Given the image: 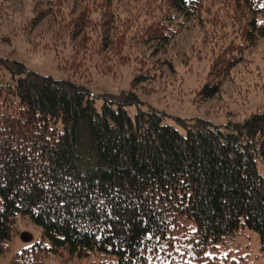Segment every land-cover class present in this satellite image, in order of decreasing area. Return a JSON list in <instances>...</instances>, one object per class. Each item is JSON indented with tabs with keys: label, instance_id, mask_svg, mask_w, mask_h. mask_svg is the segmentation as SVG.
<instances>
[{
	"label": "trees",
	"instance_id": "1",
	"mask_svg": "<svg viewBox=\"0 0 264 264\" xmlns=\"http://www.w3.org/2000/svg\"><path fill=\"white\" fill-rule=\"evenodd\" d=\"M214 7H224L222 26L241 17L244 25L236 37L243 42L236 45L234 37L215 50L216 76L211 72L199 92L210 100L221 92L220 78L240 63L241 45L264 37V0H133L119 15L107 0L98 9L99 31L91 30L98 10L74 13L71 40L83 39L73 45L75 58L82 55L72 66L91 61L84 56L91 46L103 59L105 51L117 57L127 46L163 48L181 17L212 22ZM48 15L37 11L34 26ZM103 59L96 67L110 74ZM151 78L140 75L132 85ZM103 97L99 110L87 86L0 57V255L9 251L19 216L42 236L10 264H45L54 256L98 264H228L219 247L244 230L255 232L264 248L258 169L264 110L222 126L176 118L182 132L135 91Z\"/></svg>",
	"mask_w": 264,
	"mask_h": 264
},
{
	"label": "rangeland",
	"instance_id": "2",
	"mask_svg": "<svg viewBox=\"0 0 264 264\" xmlns=\"http://www.w3.org/2000/svg\"><path fill=\"white\" fill-rule=\"evenodd\" d=\"M107 0H0V57L10 61L22 62L29 70L55 80H72L87 86L96 98L100 110L104 104L103 96H119L124 91H135L146 103L167 114V123L184 132L176 118L205 119L217 126L225 125L231 118L244 120L250 114L264 110V37L257 38L251 45H241L242 58L227 76L221 77V92L210 100L200 99L199 92L208 81L211 72L216 76L212 64L218 62L219 50L233 39L238 45L243 42L239 30L244 25L242 14L237 25L231 20L222 26L225 19L224 7H214L213 21H204L181 17L179 32L165 47L156 49L127 46L117 57L106 59L97 56L91 46L85 51L80 67L72 63L75 58L71 40L74 13L83 10L101 9ZM133 0H111L117 15L127 10ZM147 0H140L145 3ZM232 10V9H231ZM48 12L49 15L37 26L33 19L36 12ZM100 10L91 17L96 26L91 30L99 31L102 23ZM228 13V11H227ZM241 13V12H238ZM233 14V13H231ZM235 12V16H237ZM218 17V19H217ZM208 21V22H207ZM87 31V38L99 41L98 34ZM92 35V36H91ZM96 45V44H95ZM223 45V48H220ZM217 50L218 52H216ZM100 53V52H97ZM230 55L232 54L229 51ZM101 55V54H100ZM226 54H224L225 56ZM103 59L110 74H102L96 67ZM78 66V67H76ZM220 72V70H219ZM7 74V71H3ZM140 75L151 76L152 80L132 85L133 79ZM154 75V76H152ZM210 78V77H209ZM136 107L129 108L134 116ZM259 172L264 175V165L258 163ZM42 230L28 218L18 217L17 229L9 251L0 255V264H10L14 256L24 248L39 240ZM213 253V252H212ZM218 256L224 255L228 264H264V248L259 236L250 230H244L229 237L221 244ZM95 258L86 261L63 262L59 257H50L45 264H98Z\"/></svg>",
	"mask_w": 264,
	"mask_h": 264
}]
</instances>
